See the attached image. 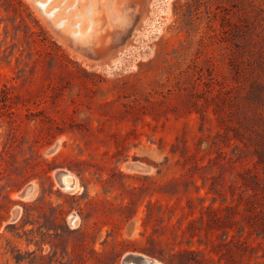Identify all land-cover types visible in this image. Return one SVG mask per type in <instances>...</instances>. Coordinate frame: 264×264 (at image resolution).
<instances>
[{"label": "rangeland", "instance_id": "obj_1", "mask_svg": "<svg viewBox=\"0 0 264 264\" xmlns=\"http://www.w3.org/2000/svg\"><path fill=\"white\" fill-rule=\"evenodd\" d=\"M41 1L0 0V264H264V0Z\"/></svg>", "mask_w": 264, "mask_h": 264}, {"label": "bare ground", "instance_id": "obj_2", "mask_svg": "<svg viewBox=\"0 0 264 264\" xmlns=\"http://www.w3.org/2000/svg\"><path fill=\"white\" fill-rule=\"evenodd\" d=\"M36 2L43 8L46 5V2L41 1V0H36ZM89 6H91V4H89ZM87 31H86V33H87ZM72 34H74V32ZM69 174H70L69 172H65V173L61 174L60 182H61L62 186H65V181L67 180V177H69ZM73 178L75 179V177H73ZM30 186H27L25 189H28ZM70 187H73V186H70ZM25 189L20 193V196L26 197L28 195L24 192V191H27ZM74 217H75V215L73 214L71 218H74ZM124 257H126V258H123L122 264H160L158 261L150 259L149 257H147L141 253H136V252L127 253V254H125Z\"/></svg>", "mask_w": 264, "mask_h": 264}, {"label": "water", "instance_id": "obj_3", "mask_svg": "<svg viewBox=\"0 0 264 264\" xmlns=\"http://www.w3.org/2000/svg\"><path fill=\"white\" fill-rule=\"evenodd\" d=\"M63 173H65V171H59L58 173H57V177L60 179L61 178V174H63ZM29 189V190H28ZM28 189H25V190H27V191H24L26 194H28L29 195V193L32 191V189H33V186L31 185ZM25 195V194H24ZM72 221V220H71ZM139 257V256H138ZM141 257V256H140ZM124 258H126V257H124ZM123 262V261H122Z\"/></svg>", "mask_w": 264, "mask_h": 264}, {"label": "trees", "instance_id": "obj_4", "mask_svg": "<svg viewBox=\"0 0 264 264\" xmlns=\"http://www.w3.org/2000/svg\"><path fill=\"white\" fill-rule=\"evenodd\" d=\"M255 87H256V89H260L261 85H260V84H257L256 86H253V88L251 89V92H252V93L255 92ZM258 94H259V95H258L259 98L264 100V93H261V92L259 91Z\"/></svg>", "mask_w": 264, "mask_h": 264}, {"label": "flooded vegetation", "instance_id": "obj_5", "mask_svg": "<svg viewBox=\"0 0 264 264\" xmlns=\"http://www.w3.org/2000/svg\"><path fill=\"white\" fill-rule=\"evenodd\" d=\"M69 176H71V175L69 174ZM73 179H74V178H73ZM74 180H75V179H74ZM64 181H65V180H64ZM66 181H67V180H66ZM66 181H65V182H66Z\"/></svg>", "mask_w": 264, "mask_h": 264}]
</instances>
